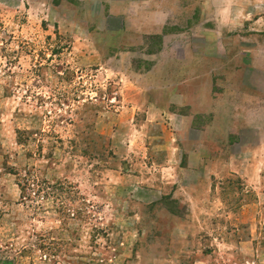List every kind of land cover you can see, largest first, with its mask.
<instances>
[{
    "label": "rangeland",
    "instance_id": "1",
    "mask_svg": "<svg viewBox=\"0 0 264 264\" xmlns=\"http://www.w3.org/2000/svg\"><path fill=\"white\" fill-rule=\"evenodd\" d=\"M0 264H264V0H0Z\"/></svg>",
    "mask_w": 264,
    "mask_h": 264
}]
</instances>
